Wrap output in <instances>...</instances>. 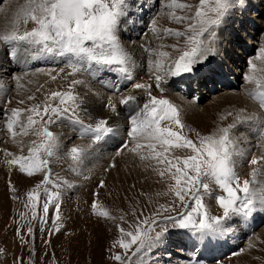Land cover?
Wrapping results in <instances>:
<instances>
[{
  "label": "rangeland",
  "instance_id": "obj_1",
  "mask_svg": "<svg viewBox=\"0 0 264 264\" xmlns=\"http://www.w3.org/2000/svg\"><path fill=\"white\" fill-rule=\"evenodd\" d=\"M139 1L146 9V18L150 20L152 17L151 30L148 32L146 29L144 34L141 30V36L138 35L144 42L145 69L137 78L132 76L133 79L120 94L113 95L109 89L93 81L106 70H94L96 77L92 79L91 75L94 73L91 75L80 73L75 77H68L67 73L71 69L60 66L58 59L55 61V67H32L30 71L25 72L11 66L14 62L8 60L13 70L3 77L0 76V86H3L0 90V96H3V101L0 102V264H128V256L135 251L136 245H133L125 255V250L120 247L118 241L121 239L127 241L129 238L124 236L120 229L134 232L137 224L145 219L149 222L153 219L156 221L152 225L151 235L155 237L156 233H161V236L134 257L132 264H247L249 263H245L247 259L250 264H264V205H262L264 203L260 201L256 202L253 211L260 222L253 226L251 233L240 235L236 243L233 242L234 247L226 249L222 245L217 255L213 254L210 258L198 256L195 251L197 241L192 239V231L175 227L173 222L166 219L169 216L180 218L185 212L191 211L195 204L191 202L188 208H184L169 192V185L173 181L167 172L163 178L159 174L166 165L157 164L151 158L141 160L140 155L131 151L137 141H133L128 136L129 118L121 127L124 138L107 154L106 150L98 152L102 140L93 144L89 136L80 134L79 125H74L67 118L48 124L49 131L59 138L60 147L50 158V183L47 185L42 183L43 172L28 176L19 171L18 164L9 165L6 162L17 156L27 157L32 142L39 143L41 140L32 129L28 130L29 134L26 136L18 135L12 138L7 130V122L12 118V110L20 109L19 121L21 124L26 123L30 114L25 111L26 109L34 105L42 107L50 92L67 90L73 78L90 82V86L95 87L96 92L103 96L102 106L105 110H110L107 104L111 100L117 108V112H114L115 118L118 117V113H128L126 111L128 105L124 107L119 103L124 96H135L136 100L133 103L137 108L140 107L144 97L149 100L151 97L167 99L179 110V118L184 125L182 134L193 141L198 139L197 133L208 135L218 127L233 123L240 109H246L243 114L245 116L260 112L257 103L246 94L255 85L247 83L244 77L249 72V61L255 62L258 69L264 68V62L256 59L260 50L264 48V0H231L233 7L228 15L219 27L212 29L216 33L215 43L211 45L216 48L215 55H209L205 61L196 64L190 73H181L177 76L161 73L159 87L155 81V61L163 60L165 67L170 62L167 57H160L159 53L165 52L175 58L177 53L171 46L183 47L185 44L182 37L166 34L164 29L183 31L185 25L170 20L168 16L170 10L164 7L167 0ZM181 2L198 4L199 0H181ZM26 3L27 0H0V32L10 30L9 24H3L6 16H11L15 8L17 14ZM130 14V17H135L132 11ZM176 14L185 15V12L176 10ZM33 26L30 22L27 25L21 22L20 31L25 28L30 30ZM153 27L156 31H153ZM118 39L126 50L127 39L121 34H118ZM202 39L205 45H208L211 37L206 33ZM3 46V56L10 57L6 46ZM19 52L24 56L23 49H19ZM224 56L229 62H224L221 69L222 65L216 64V60L223 61ZM26 60L24 56L22 64ZM192 75L196 78L186 82V78L189 79ZM52 76H56V80H52ZM106 78L116 80L108 75ZM136 83L150 87L137 89L134 87ZM79 86H76V92ZM200 91L203 96L198 98ZM28 96H34L35 99L28 100ZM233 99H238L239 102L233 103ZM21 100L24 101L23 104L19 103ZM247 103H250V106ZM229 112L232 113L231 116H227ZM77 116L85 125L93 126L103 119L97 114L93 115V112L83 107L82 103L77 110ZM225 116L226 119H221ZM191 119L192 121L198 119L199 123L195 125ZM205 123H208L209 128L202 131L199 127ZM162 124H168L174 130L181 131L171 122L165 121ZM255 129L254 125L239 124L233 130L237 146H245L244 142H247L248 148L251 147L245 152L246 156L235 157L236 162L241 164L239 168L236 166L241 182L244 179L252 180L250 173L254 168H264L261 165L248 163L253 157L264 156V146H259L261 141L258 134L254 133ZM19 130L18 125L16 131ZM244 133L248 138L244 137ZM139 142L147 144L144 140ZM124 143L127 144L126 147H122ZM101 144L105 145V143ZM88 145L92 147L88 148ZM74 146L86 150L80 163H74L67 155L68 150ZM149 151L146 146L138 150L140 154L146 156ZM237 151L241 152L238 149ZM6 153L12 155L8 156ZM93 154H95L94 158L91 156ZM188 154L190 150L187 149H172L170 156ZM88 158H92L89 164L86 163ZM260 176L258 173L257 178ZM101 181L104 182V187H100ZM37 185H40L37 189V199L30 203L28 193L36 189ZM211 188L210 195H203L205 210L210 216L222 217L223 210L219 207L216 197L223 193L215 184H211ZM201 192L203 194V190ZM50 196L53 197L51 201ZM45 203H48L47 213L43 210ZM94 203L95 208H93ZM32 204H35L36 218H33ZM56 205H59V208ZM105 212L108 213L107 216L103 215ZM240 215L243 214H231L222 220L224 229H226V225L223 224L225 221H236L235 218ZM29 228L32 229L31 233L28 231ZM231 240L229 239V243H232ZM223 250L226 252L223 253ZM116 255H120L122 260H115ZM244 256L245 258L240 260Z\"/></svg>",
  "mask_w": 264,
  "mask_h": 264
},
{
  "label": "snow or ice",
  "instance_id": "obj_2",
  "mask_svg": "<svg viewBox=\"0 0 264 264\" xmlns=\"http://www.w3.org/2000/svg\"><path fill=\"white\" fill-rule=\"evenodd\" d=\"M124 6L125 0H27L17 12L10 30L0 33V43L12 46L13 54L15 50L23 47L25 52L32 53L33 59L44 55L63 60L65 67L71 69L67 73L68 77H75L80 73L91 75L94 70L106 69L123 73L128 80H132L127 67L128 54L120 45L117 36L120 18L125 15ZM164 7L170 10L168 12L170 20L185 25L183 31L164 29V32L177 38L182 37L185 44L183 47L171 46L177 53L175 58L165 52L159 53L160 57H167L170 62L165 67L163 60L155 61V81L158 87L162 79L161 73L166 72L172 76L190 73L196 64L205 61L209 55H215L216 48L211 45L215 43L216 33L212 29L222 24L233 5L231 0H199L198 4L167 0ZM176 10L185 12V15H177ZM21 22L24 25L30 22L34 26L30 30L25 28L20 31ZM153 31H156L155 27ZM206 33L211 37L208 45H205L202 39ZM256 59L264 62V48L260 50ZM149 63L151 66L152 62ZM56 78L51 77L52 80ZM244 79L247 83L255 85L246 94L258 104L260 112L245 116L243 114L246 109H240L233 123L218 127L208 135L197 133L196 141L182 134L184 125L179 118V110L167 99L151 97L149 102L129 119L128 136L137 141L131 151L140 155L141 160L151 158L157 164L166 165L159 174L163 178L167 172L173 181L169 185V192L184 208H188L191 202L195 204L191 211L185 212L180 218L171 216L166 218L173 222L175 227L190 229L193 234L207 235L219 231L221 221L231 214L247 215L254 210L257 201L264 203V183L259 188L251 186L258 183L257 175L261 169H253L250 173L251 181L244 179L241 182L237 175L235 157L243 154L237 151L233 135V130L239 124L254 125L261 141L259 146H264V68L258 69L255 62L249 61V72ZM83 83L82 80L73 78L67 90L50 92L42 107L34 105L25 110L30 113L26 123L21 124L19 121L20 109L12 110V118L7 122V130L12 138L18 135L26 136L29 134L28 130L32 129L41 140L39 143L32 142L27 157L17 156L7 160L9 165L18 164L19 171L28 176L43 172L42 183L47 185L50 183V158L60 147L59 138L49 131L48 124L67 118L74 125H79L80 134L89 136L93 144L99 143L113 131L104 119L93 126L85 125L78 118L77 110L80 109L82 101L75 88ZM134 87L146 89L150 86L136 83ZM27 99L33 100L35 97L28 96ZM135 100V96L128 95L121 98L119 103L129 105ZM19 103L23 104L24 101L21 100ZM107 107L112 112L116 111V106L111 100ZM231 115V112L227 113V116ZM165 121L171 122L181 131L174 130L168 124H162ZM18 125L19 132L16 131ZM38 125L42 127H37ZM140 140L147 141V144L140 143ZM145 146L150 150L147 156L138 152ZM91 147L92 145H88V148ZM172 149H187L190 150V154L170 156ZM85 152L84 148L74 146L68 150L67 155L74 163H80ZM6 155L11 156L12 153ZM248 163L264 166V156L253 157ZM211 184H215L223 193L216 197L219 207L223 210L222 217L210 216L202 202L203 195L211 194ZM39 187L40 185H37L36 189L28 193L30 203L37 199ZM100 187H104L103 181ZM52 199L50 196L49 200ZM32 207L33 218H36L35 204H32ZM56 207L59 208V205ZM95 207L94 203L93 208ZM43 210L45 213L48 212V203L43 205ZM103 215L107 216L108 213L105 212ZM155 223L154 219L151 222L145 219L137 224L134 232L120 229L121 233L129 238L127 241L124 239L118 241L120 247L125 250V255L133 245H136L135 251L128 256V264H132L133 258L146 246L150 247L154 239L160 238L161 233H156L155 237L151 235L152 225ZM28 231L31 233L32 229L29 228ZM114 258L117 261L122 260L120 255Z\"/></svg>",
  "mask_w": 264,
  "mask_h": 264
},
{
  "label": "bare ground",
  "instance_id": "obj_3",
  "mask_svg": "<svg viewBox=\"0 0 264 264\" xmlns=\"http://www.w3.org/2000/svg\"><path fill=\"white\" fill-rule=\"evenodd\" d=\"M124 7H125V15H123L120 18V24L118 25V29H117V36H118V34H121L123 36V38L127 39V44L125 46V48L127 47V49L125 51L129 57V63H128L127 67H128V69H130L131 75L134 78H137L138 75L140 73H143L144 69H145V65H143V61H144L143 45H144V42H143L142 38L140 39V36H141L140 34H142V33L144 34L146 29H148V32L151 30L152 25L150 23H151L152 17L150 18V20H148L146 18L147 17L146 16V9L143 6V3L139 0L137 2H134L133 0H130V1L125 0V6ZM16 11H17V8H15L14 12H12V13L9 12V14L11 13L10 14L11 16H8V17L6 16V19L3 21V24H9L11 26L12 21L15 18ZM130 11L133 12V15L135 17H130L131 16ZM133 20H135V22H133ZM127 23H129L128 24L129 26H127ZM130 29H131V32H129ZM141 30H142V33H140ZM4 31L5 30H3L0 33H3ZM138 35H140V36H138ZM5 46L7 48V51L10 53V57H6L5 55L3 56L2 48L4 46L2 45V43H0V66L2 67L3 70L5 69L3 71L0 67V76L1 77H3L5 74H8L9 72H11L13 70V69H11L12 67H10V64H8L9 59H11L12 63L14 62L11 66L15 67L16 69H19L22 72L23 71L24 72L30 71L29 69L32 67H36V68H39L41 66L55 67V61L57 59L49 57V56H44V55L39 56V58L33 59L32 53L31 52H25V51L23 52V54H24V56H26L27 60L25 62H23V64H22V61L24 60V56L22 55L21 52H19V49L24 50V48L21 47L18 50H15V54H13L14 53L13 47L10 45H5ZM226 58L227 57L223 58V61L219 60V59L216 60V64L222 65L220 67L221 69L223 68V66L225 64L224 62H227V63L229 62V60L227 61ZM59 65L65 66L64 61L59 60ZM204 70H206V69H204ZM218 70H219V68H218ZM46 71H49V70H46ZM221 73H223V72H221ZM115 74H118V75H115ZM107 75L111 76L112 78L114 77L116 80L106 78ZM94 77H96L95 73L93 75H91V79ZM133 77H132V79H133ZM195 78H196V76L192 75L191 78H189V79L186 78V82H190V79L193 80ZM146 80L147 79L145 78L144 81H146ZM93 81H95L96 83L99 82V86H101L105 89H109L113 95L114 94L117 95V94L121 93V91L124 89V87L127 86V84H129V82L131 80H128L126 78L125 74H123V73L106 70L105 72H102L99 75V77ZM4 82H5V80H4ZM83 82L84 83L81 84L78 88V93H79V97L81 98V101H82V106L86 107L88 109V111L93 112V115L97 114L98 116H100L101 118L106 120L108 123V126L110 128H112V130H113L109 134V136H106L104 139H102L101 143H105V145H102L101 143L99 145L98 152L100 153V150H103V151L106 150L105 153L107 154V152L110 149H112L118 141H120L122 138H124V133L122 131L123 129L121 127H123V123L126 121V119L127 118L130 119V117L132 115H135L136 112L139 111L145 103L149 102V99L144 97L143 102H141L139 108H137V106L134 105V103L132 102L126 108V111L128 113H125V112L118 113L117 114L118 117L116 116L117 118H115L114 112H112L111 110H105V108L102 106L103 96H101L100 94H98L96 92V88L95 87L92 88L90 86L91 83L87 82L86 80ZM2 87L3 86H0V90L2 89ZM191 87H192V83H191ZM200 92H198V95H199L198 98H200V96H203L202 92L201 93ZM2 98H3V96L1 95L0 96V102L3 101ZM235 102L238 103L239 100L236 99L233 101V103H235ZM245 104H246V102H245ZM131 105L134 107H131ZM247 105L250 106V103H247ZM118 106H119V104H118ZM123 106L125 107L126 105H123ZM121 108H122V106H121ZM191 108H192V106H191ZM191 121H192V119H191ZM211 121L212 120L210 119V122ZM192 122L195 125H197L199 123V120L196 119L195 121H192ZM199 128L202 129V131H206V129L208 130V128H209L208 123H205L202 126L200 125ZM254 133H256V135H257V129L254 130ZM243 135H244V137L248 138V136L245 133ZM250 142H252V141H250ZM244 143H245V146H237V149L239 151H241L240 153H242L243 155L246 156L245 152L249 151L251 147L248 148V146L246 144L247 142H244ZM240 144H242V143L240 142ZM126 146H127L126 143H124L122 145V147H126ZM91 156H92V158H94L95 154H93ZM92 158H88L86 160L87 161L86 163L89 164L90 160H92ZM236 166H238V168H239V166L241 167V164H239V162H236ZM259 173L261 176L259 178H257L258 183H256V185H253L254 188H259V187H261V184L264 183V168L261 169V172H259ZM244 174L245 173L243 172L242 175H244ZM262 205H264V204H262ZM253 211L250 213V215H240L239 217L235 218L236 221H232V220L225 221L223 224L226 225V229H224L225 227L222 226V224H220L219 225L220 230L217 232L209 233V234L203 235V236L199 233L192 234L191 235L192 239L197 241L195 251L198 254V256L204 257V258H210V257H212L213 254L217 255V253H218V251L222 245H224L226 247V249H228L230 247H234L235 246L234 243H236L237 238L240 235L243 236L244 233L245 234L251 233L252 232L251 229L253 228V226L256 223L260 222L259 218L256 217V215ZM230 228L232 229L231 231L228 230ZM235 228H237V230H235ZM227 231H229V232H227ZM240 232L242 234H240ZM234 233H236V234L234 235ZM229 239H232L231 240L232 243H229ZM187 248H189V247L187 246ZM225 252H226V250H223V253H225ZM252 256H254V255H252ZM244 258H245V256L243 258H240V260H243ZM247 262H249V263H247ZM245 263L250 264V261L247 259Z\"/></svg>",
  "mask_w": 264,
  "mask_h": 264
}]
</instances>
